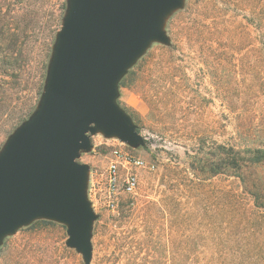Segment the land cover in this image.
<instances>
[{"label": "rangeland", "instance_id": "1", "mask_svg": "<svg viewBox=\"0 0 264 264\" xmlns=\"http://www.w3.org/2000/svg\"><path fill=\"white\" fill-rule=\"evenodd\" d=\"M199 1L183 0L164 18L169 43L151 41L117 84L116 102L130 115L142 143L130 146L95 132L90 150L79 153L77 160L88 165L86 192L95 215L90 264H264V209L249 196L238 197L235 178L215 176L183 192L189 183L186 145L197 134L220 142L243 126L253 146H264V47L255 54L261 43L244 18L249 7L243 0L224 1L235 22L216 44L189 33L200 18ZM67 8L68 0H0V150L39 104ZM256 8L264 13V0ZM203 28L199 32L205 34ZM113 145L146 164L137 170L135 192L121 193L114 212L99 192L89 191ZM169 188L175 198L162 203L164 210L144 216L142 202L160 201ZM66 238L65 224L34 219L2 239L0 264L11 240L23 241L27 251L15 264H85ZM43 242L57 249L45 256Z\"/></svg>", "mask_w": 264, "mask_h": 264}, {"label": "water", "instance_id": "2", "mask_svg": "<svg viewBox=\"0 0 264 264\" xmlns=\"http://www.w3.org/2000/svg\"><path fill=\"white\" fill-rule=\"evenodd\" d=\"M183 0H68L44 90L32 115L0 150V242L44 218L66 225V246L91 259L95 218L80 151L101 132L142 143L118 105L117 84L151 41L169 43L164 18Z\"/></svg>", "mask_w": 264, "mask_h": 264}, {"label": "trees", "instance_id": "3", "mask_svg": "<svg viewBox=\"0 0 264 264\" xmlns=\"http://www.w3.org/2000/svg\"><path fill=\"white\" fill-rule=\"evenodd\" d=\"M224 1H199L200 18L196 21L197 27H189L191 29L189 33L197 40L199 38L217 44L225 33L232 32L235 15L225 13ZM258 1L243 0L249 7L244 18L254 27L256 40L261 43L260 46L254 47L257 55L261 54L264 47V13L257 10ZM199 26H204L205 34L199 32ZM120 83L125 85V80L122 79ZM246 131V127H236L232 134L220 142L215 140L208 142L203 134H197L192 138L186 145L184 175L189 183L183 192L185 193L189 187L205 186V183L215 176L233 177L241 189V195L238 197L244 199L245 196H249L255 207L264 209V146H253L246 138ZM175 194V190L170 188L163 190L160 201H144L139 209L144 216L151 217L157 211L164 210L162 203L166 202L167 205V201H172ZM10 242H7L1 251L5 258L4 264H15L16 257H22L27 253L23 241H12V244ZM40 247L43 255L47 256L55 246L43 242ZM62 249L64 252L67 251L65 247Z\"/></svg>", "mask_w": 264, "mask_h": 264}, {"label": "built area", "instance_id": "4", "mask_svg": "<svg viewBox=\"0 0 264 264\" xmlns=\"http://www.w3.org/2000/svg\"><path fill=\"white\" fill-rule=\"evenodd\" d=\"M145 161L120 145H113L104 171L91 177L89 191L100 194V200L108 210L117 209L121 193L132 194L138 186L137 170L145 167Z\"/></svg>", "mask_w": 264, "mask_h": 264}]
</instances>
